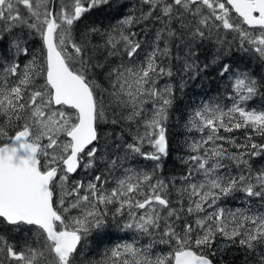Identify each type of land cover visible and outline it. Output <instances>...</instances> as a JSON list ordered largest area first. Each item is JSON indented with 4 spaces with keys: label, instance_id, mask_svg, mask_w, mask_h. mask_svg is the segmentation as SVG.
I'll return each mask as SVG.
<instances>
[{
    "label": "snow or ice",
    "instance_id": "1",
    "mask_svg": "<svg viewBox=\"0 0 264 264\" xmlns=\"http://www.w3.org/2000/svg\"><path fill=\"white\" fill-rule=\"evenodd\" d=\"M109 3L0 0V225L26 233L21 242L0 235V264H76L81 242L118 216L151 242L118 245L102 264H215L233 246L264 264V212L219 205L237 192L264 202V168L251 163L264 155L252 141L264 137V109L246 106L264 81L222 64L231 106L197 108L186 127L200 138L185 141L186 172L168 181L156 172L169 154L174 78L183 88L199 74L204 42L219 46L214 61L236 41L264 62V0H137L114 24L76 31ZM105 124L122 130L105 135ZM239 130L243 143L223 134ZM136 156L158 163L137 169L128 164ZM91 169V179H74ZM157 243L167 254L153 251Z\"/></svg>",
    "mask_w": 264,
    "mask_h": 264
},
{
    "label": "trees",
    "instance_id": "2",
    "mask_svg": "<svg viewBox=\"0 0 264 264\" xmlns=\"http://www.w3.org/2000/svg\"><path fill=\"white\" fill-rule=\"evenodd\" d=\"M61 0H56V6L59 8ZM137 0H110L108 5H100L93 8L91 11L85 13L81 21L77 22L74 26L77 32H82L86 26H96L106 28L110 24H114L116 19L121 14H127L129 11L134 10L130 6L136 5ZM143 27V26H140ZM246 27V26H245ZM139 31V28L137 29ZM234 33L227 34V40L233 41ZM39 39H33L30 42L31 47H39ZM218 45L212 42H204L199 47L198 63L201 71L194 79L184 77V86L180 88V80L178 77L174 78V87H176L175 102L173 108L170 110L169 119L167 121L166 136L169 141V154L163 158L162 169H156L157 174L161 179L168 181L173 178H179L186 170L187 165L182 163L183 159H186L188 153L185 147V141H190L191 138H200V133L195 130L189 132L186 125L192 113L199 107L207 105L220 104L222 107H230L232 101L229 99L231 94L232 80L222 77L220 75V69L222 64L229 63L232 70L248 71L258 81H264V62L256 59L254 55H249L237 49V42H232L231 52L223 55L218 61H214V56L218 55ZM2 50V49H0ZM25 58L21 57L23 61ZM207 65V67H205ZM166 79V78H165ZM249 109H264V89L260 94H257L253 99L249 100L246 105ZM146 107H150L146 106ZM121 126L105 124L101 125V131L105 135L109 133H115L121 131ZM9 135H13L15 128L8 129ZM244 130H239L234 133H223L224 135H234L238 137L237 142L243 143L245 137L242 135ZM124 137H130L128 132L124 130ZM252 141L258 144H264V137L252 134ZM3 143V141H0ZM151 145L144 144L143 151H153ZM236 151V149H232ZM243 151V149H241ZM139 158L147 164H154L151 160H146L143 157ZM132 158L129 157V160ZM134 160H138L136 156ZM251 163L254 169L264 168V155L259 157H253ZM102 168L103 165L100 164ZM95 174H98L96 169L79 172L74 179H91ZM229 201H236L234 207L229 206ZM219 205L223 207L227 212L236 211L237 209L245 210L252 208L257 212H264V202L259 200H249L243 193L237 192L227 197H224L219 202ZM72 215H76V211L73 210ZM115 220L109 218V223L101 230H93L86 240L82 241V249L80 255L76 257V264H82L81 259L87 261L83 264H102L105 258V254L112 250L111 244L117 240H125L128 243H136L137 246H143L146 243L151 242V238L141 235L123 228V224L116 223ZM0 235H4L10 240L21 242L24 239L25 234L21 232L10 230L6 225H0ZM219 240V237H218ZM153 251L158 255L167 254L169 248L167 245L155 244L153 245ZM210 252L211 250H206ZM215 264H256V258L253 255H246L245 250L233 246L228 249L226 254L221 259L220 254L211 257Z\"/></svg>",
    "mask_w": 264,
    "mask_h": 264
},
{
    "label": "rangeland",
    "instance_id": "3",
    "mask_svg": "<svg viewBox=\"0 0 264 264\" xmlns=\"http://www.w3.org/2000/svg\"><path fill=\"white\" fill-rule=\"evenodd\" d=\"M167 79V78H166ZM164 83V81H161V85ZM119 126V125H118ZM126 140H131V137H125ZM146 145V143H145ZM138 157V160H134V159H131V160H128V164L134 168H137V169H143V170H147V171H151L152 169L155 168V165L154 164H147V163H144L140 158L139 156ZM236 204V201H229V206L230 207H234ZM233 210V209H232ZM232 210H230L232 212ZM117 218V221L116 223H121L123 224L124 220L126 219V217H116ZM123 244H128V241H125V240H117L115 243L111 244L110 248L114 249L116 248V246L118 245H123ZM87 260L86 259H81L80 262L83 264L85 263ZM95 264V263H94Z\"/></svg>",
    "mask_w": 264,
    "mask_h": 264
},
{
    "label": "flooded vegetation",
    "instance_id": "4",
    "mask_svg": "<svg viewBox=\"0 0 264 264\" xmlns=\"http://www.w3.org/2000/svg\"><path fill=\"white\" fill-rule=\"evenodd\" d=\"M82 247L80 248V251H81Z\"/></svg>",
    "mask_w": 264,
    "mask_h": 264
}]
</instances>
